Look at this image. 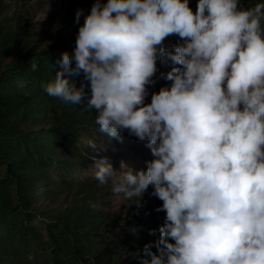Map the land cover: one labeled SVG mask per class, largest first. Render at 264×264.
<instances>
[{
	"label": "clouds",
	"instance_id": "9594fccd",
	"mask_svg": "<svg viewBox=\"0 0 264 264\" xmlns=\"http://www.w3.org/2000/svg\"><path fill=\"white\" fill-rule=\"evenodd\" d=\"M189 2L95 0L45 91L70 105L87 96L85 110L110 141L125 131L148 141L146 171L121 163L118 177L106 159L90 157L95 179L111 182L117 199L141 207L151 186L162 201L159 239L144 246L150 260L140 264H264V3L197 0L193 13ZM173 35L180 42L168 55L178 66L163 75L171 85L145 104ZM65 73L82 75L89 92Z\"/></svg>",
	"mask_w": 264,
	"mask_h": 264
},
{
	"label": "trees",
	"instance_id": "16d2710c",
	"mask_svg": "<svg viewBox=\"0 0 264 264\" xmlns=\"http://www.w3.org/2000/svg\"><path fill=\"white\" fill-rule=\"evenodd\" d=\"M256 3L264 0H241L246 8ZM196 4L189 2L193 13ZM83 22L59 25L44 41L41 33L0 28V264H140L150 260L144 246L159 239L162 201L142 196L137 207L123 194L117 199L111 182L101 186L95 179L90 159L146 171L153 159L148 141L127 131L122 142L110 141L99 131L97 113L85 110L87 96L70 105L45 91L61 70L62 53L72 54ZM178 42L176 35L165 40L157 74L178 66L168 55ZM65 78L89 92L82 75ZM90 141L104 150L90 148Z\"/></svg>",
	"mask_w": 264,
	"mask_h": 264
},
{
	"label": "rangeland",
	"instance_id": "374dc122",
	"mask_svg": "<svg viewBox=\"0 0 264 264\" xmlns=\"http://www.w3.org/2000/svg\"><path fill=\"white\" fill-rule=\"evenodd\" d=\"M38 1L0 0V28L7 26L16 28L27 37H34L37 33H41V40L44 41L59 25L76 23L75 14L78 9L84 10L80 17V21H84V16L90 13V9L95 3V0H48L37 3ZM101 3H106V0H101ZM152 79L154 83L148 86L149 95L145 99V104L151 102L152 93L158 92L161 87H170L171 85V81L163 79V76L157 73ZM116 171L118 177H121L124 170L120 168ZM152 191V187L148 188L143 197H150Z\"/></svg>",
	"mask_w": 264,
	"mask_h": 264
}]
</instances>
